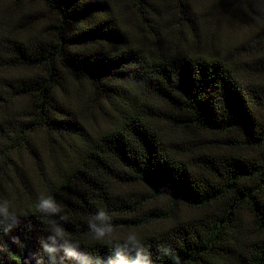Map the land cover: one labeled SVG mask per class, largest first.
<instances>
[{"label": "trees", "instance_id": "trees-1", "mask_svg": "<svg viewBox=\"0 0 264 264\" xmlns=\"http://www.w3.org/2000/svg\"><path fill=\"white\" fill-rule=\"evenodd\" d=\"M10 1L0 198L19 220L0 224V264L46 261L53 222L107 259L116 240L88 231L100 207L154 264H264V0ZM41 193L62 212H38Z\"/></svg>", "mask_w": 264, "mask_h": 264}, {"label": "clouds", "instance_id": "clouds-1", "mask_svg": "<svg viewBox=\"0 0 264 264\" xmlns=\"http://www.w3.org/2000/svg\"><path fill=\"white\" fill-rule=\"evenodd\" d=\"M36 210L48 214L62 212V208L56 199L52 195L44 193L38 197ZM60 219L66 221L67 218L61 215ZM7 220L16 224L19 218L10 201L7 198H0V224ZM113 220L114 216L106 208L100 207L88 221V231L95 241H107L112 245L113 241L116 240L107 259L81 251L80 244L70 239L66 229L59 223L53 222L50 228L51 234L47 236L46 240L41 241L42 253L44 257H47V260L45 261L42 257L37 264H63L65 258L75 260L77 264H154L151 251L136 231H128L121 239L114 236ZM11 227L12 225H9L3 231L8 232ZM161 251L164 254H169L170 249L164 248ZM175 264H181L178 256L175 257Z\"/></svg>", "mask_w": 264, "mask_h": 264}, {"label": "rangeland", "instance_id": "rangeland-1", "mask_svg": "<svg viewBox=\"0 0 264 264\" xmlns=\"http://www.w3.org/2000/svg\"><path fill=\"white\" fill-rule=\"evenodd\" d=\"M26 1L29 3V6H31L32 8L41 9L42 11H44L42 3L39 2L38 0H26ZM10 2H11L10 0H0V7H2V9L5 10V12H9L12 9ZM224 27H226L225 32L226 34H228V37H227L228 40L230 39L239 40L242 36H244L247 30L245 28V25H242V23L239 20L231 19L230 17L226 21L224 20ZM84 91L85 90L81 89V92H84ZM99 117L100 116L98 114L92 115V120L95 119V121L93 122L95 126L101 125L103 123L102 118L101 117L99 118Z\"/></svg>", "mask_w": 264, "mask_h": 264}]
</instances>
